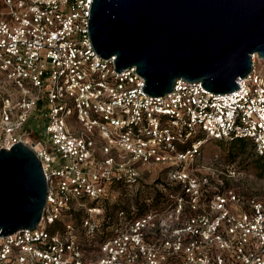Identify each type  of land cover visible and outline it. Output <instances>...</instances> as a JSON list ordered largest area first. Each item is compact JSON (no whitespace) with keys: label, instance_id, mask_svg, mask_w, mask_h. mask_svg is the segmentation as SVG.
Wrapping results in <instances>:
<instances>
[{"label":"built area","instance_id":"2783aa9c","mask_svg":"<svg viewBox=\"0 0 264 264\" xmlns=\"http://www.w3.org/2000/svg\"><path fill=\"white\" fill-rule=\"evenodd\" d=\"M0 1V147L29 146L47 183L37 225L0 235V264H264V194H245L235 161L202 152L246 137L264 158L255 53L231 91L177 78L152 95L134 65L116 71L115 55L95 52L91 0ZM156 164L164 199L118 210L99 238L111 190L137 188Z\"/></svg>","mask_w":264,"mask_h":264},{"label":"water","instance_id":"95a60500","mask_svg":"<svg viewBox=\"0 0 264 264\" xmlns=\"http://www.w3.org/2000/svg\"><path fill=\"white\" fill-rule=\"evenodd\" d=\"M88 30L115 70L135 66L152 95L174 81H201L218 93L238 87L264 59V0H91ZM47 183L38 157L22 142L0 147V235L37 225Z\"/></svg>","mask_w":264,"mask_h":264},{"label":"rangeland","instance_id":"374dc122","mask_svg":"<svg viewBox=\"0 0 264 264\" xmlns=\"http://www.w3.org/2000/svg\"><path fill=\"white\" fill-rule=\"evenodd\" d=\"M1 1H0V10H1ZM255 58V66L256 69L264 75V59L259 58L257 55ZM17 89L14 90L16 93ZM229 140L222 139H208L204 143L203 154L210 155L212 152L218 151L222 156L225 157L226 151L230 146ZM252 144H248L244 152L236 153L234 160L236 164L242 171V188L245 194H264V176H259L256 170L253 168V161L251 162V158L254 156V152L251 149ZM235 150V149H234ZM165 169L160 164L154 165L151 171H144L143 177L144 179L139 183L138 187L132 188H117L116 186L111 190L108 195V199L106 202L102 203L104 205V209L107 207H112L114 205H124L128 206L138 197L145 196L148 194H152V192L157 188L154 183L160 182L165 175ZM79 214L83 215V210L78 209ZM111 232H109L110 234ZM99 251L93 250L88 253H98ZM85 255V253L83 252Z\"/></svg>","mask_w":264,"mask_h":264},{"label":"trees","instance_id":"16d2710c","mask_svg":"<svg viewBox=\"0 0 264 264\" xmlns=\"http://www.w3.org/2000/svg\"><path fill=\"white\" fill-rule=\"evenodd\" d=\"M230 142V146L226 151L225 158L229 161H235L234 157L238 152H244L248 144H252V141L246 137H235L232 139H228ZM253 146V144H252ZM235 149V150H234ZM254 152V156L250 159L253 163V168L256 170L259 176H264V158L257 154L254 150V147H251ZM165 197L164 193L156 190L153 194H148L145 196H138L133 203L130 205H114L112 207H107L105 209V217L102 222V231L99 234V238H103L109 235L112 227L117 222V212L122 209L128 218L132 216H138L143 214L147 209L155 207L159 204L160 200H163ZM68 219V218H67ZM79 218H76V220ZM89 244L86 242L85 246Z\"/></svg>","mask_w":264,"mask_h":264}]
</instances>
